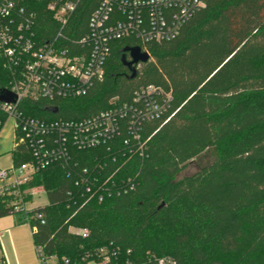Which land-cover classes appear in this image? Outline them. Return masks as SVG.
<instances>
[{"label":"trees","instance_id":"16d2710c","mask_svg":"<svg viewBox=\"0 0 264 264\" xmlns=\"http://www.w3.org/2000/svg\"><path fill=\"white\" fill-rule=\"evenodd\" d=\"M99 1L80 0L64 33L84 34ZM201 1L175 38L146 45L150 57L136 65L134 76L121 61L124 47L140 44L132 35L111 43L104 78L86 95L56 101L55 113L26 111L79 119L107 108L113 97L130 101L144 85L171 93L169 119L141 125L143 138L149 136L142 155L125 163L102 157L103 175L117 169L111 183L131 176L133 190L80 205L75 179L81 168H92L96 154L107 153L105 147L74 150L76 167L55 163L27 183L45 187L46 205L16 213L21 223L42 214L44 223L33 217L26 224L43 247V263L89 264L101 260L98 248L108 247L115 251L112 264H152L167 255L175 264H264V0ZM32 9L39 13L38 38L50 40L56 29L51 12L44 3ZM210 148H216L210 161L178 177ZM20 149L15 164L28 158ZM11 213L0 197V217Z\"/></svg>","mask_w":264,"mask_h":264},{"label":"built area","instance_id":"2783aa9c","mask_svg":"<svg viewBox=\"0 0 264 264\" xmlns=\"http://www.w3.org/2000/svg\"><path fill=\"white\" fill-rule=\"evenodd\" d=\"M79 1L0 0V80L2 87L15 96L13 102L0 100V133L10 121L13 149L21 148L20 154L28 156L18 164L0 168V197L12 213L29 210L27 197L35 189L26 185L39 170L55 163L64 168L77 166L74 150L105 147L107 152L96 154L92 168L80 169L74 182L81 190L80 205L93 197L102 201L135 188L137 182L131 176L111 183L117 169L103 175L106 160L102 157L113 162L120 158L125 163L133 154L142 155L149 138H143L140 132L142 123L164 115L166 121L173 114H166L169 91L144 85L133 92L130 101L118 102L113 97L107 108L79 119L44 118L26 111L41 108L55 113L56 101L86 95L104 78L113 41L133 35L147 51L150 42L175 38L204 5L201 0H100L89 16L87 31L73 38L64 30ZM34 3H44L45 10L52 14L56 29L50 40L42 42L37 36L39 13L32 9ZM33 217L44 223L39 212L23 221L30 223ZM31 228L35 232L36 227ZM70 230L83 236L87 233L85 228ZM35 251L43 263L42 245H35ZM95 254L102 257L95 264H112L115 251L100 247ZM0 264H5L1 249ZM152 264H175V260L167 255Z\"/></svg>","mask_w":264,"mask_h":264},{"label":"crops","instance_id":"0c3cea01","mask_svg":"<svg viewBox=\"0 0 264 264\" xmlns=\"http://www.w3.org/2000/svg\"><path fill=\"white\" fill-rule=\"evenodd\" d=\"M9 125V134L13 141V131L11 127V122L8 121L4 128ZM2 129V131L4 130ZM1 153V152H0ZM13 147L9 150V164L0 168L8 167L13 163ZM28 202V201H27ZM41 204V206L46 205ZM37 205L36 207H38ZM36 207H28V209H33ZM8 215V214H7ZM19 216L15 220L6 221V223L0 225V249L2 256L4 258L5 264H38L34 258L35 244L32 238L31 229L29 225H24L19 222ZM28 228L30 229L28 232ZM22 229L25 230V233L22 232ZM25 245L28 248V259L25 254L21 252V246ZM33 248V249H32ZM33 250V251H32ZM36 253V252H35ZM37 257V256H36ZM52 264H57L54 258H50Z\"/></svg>","mask_w":264,"mask_h":264},{"label":"rangeland","instance_id":"374dc122","mask_svg":"<svg viewBox=\"0 0 264 264\" xmlns=\"http://www.w3.org/2000/svg\"><path fill=\"white\" fill-rule=\"evenodd\" d=\"M9 132V125L4 128L3 131L0 133V166H6L9 164V150L13 147V141L11 139ZM216 153V148H210L202 151L199 153L196 157H194L188 164V166L179 173L178 177L185 175V174H191L194 171H196L200 166L204 165L208 161H210ZM35 189L34 192H32L31 195H28L27 197V206L28 207H36L37 205L41 206V204H45L47 202V197L45 193V187L42 184H36L33 186ZM19 215L16 213H11L5 216L0 217V225L6 223V221L15 220ZM27 226L26 223H23ZM28 228V232H29ZM22 232L25 233V230L22 229ZM31 232H29L30 234ZM33 249V248H32ZM33 251V250H32ZM21 252L22 254L26 255V258L28 257V248L25 247V245L21 246ZM36 251H34V258L37 261L38 264H52V260L48 259L45 263H41L36 257ZM28 259V258H27ZM89 264H95L94 262H90Z\"/></svg>","mask_w":264,"mask_h":264},{"label":"water","instance_id":"95a60500","mask_svg":"<svg viewBox=\"0 0 264 264\" xmlns=\"http://www.w3.org/2000/svg\"><path fill=\"white\" fill-rule=\"evenodd\" d=\"M122 52L121 61L131 72L130 77L135 75L136 65L138 63L146 62L150 57V54L147 51H143L139 45L126 46L122 49ZM126 54L129 55V58H127ZM0 100L13 102L15 96L0 85Z\"/></svg>","mask_w":264,"mask_h":264}]
</instances>
